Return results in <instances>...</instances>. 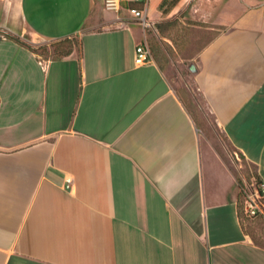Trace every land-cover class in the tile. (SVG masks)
Listing matches in <instances>:
<instances>
[{"label":"crops","instance_id":"crops-1","mask_svg":"<svg viewBox=\"0 0 264 264\" xmlns=\"http://www.w3.org/2000/svg\"><path fill=\"white\" fill-rule=\"evenodd\" d=\"M104 1H0V264H264L234 175L161 64L172 43L158 28L188 9L225 28L192 81L264 183V0H144L146 31ZM72 38L69 56H42ZM145 42L153 63L137 66Z\"/></svg>","mask_w":264,"mask_h":264},{"label":"rangeland","instance_id":"rangeland-1","mask_svg":"<svg viewBox=\"0 0 264 264\" xmlns=\"http://www.w3.org/2000/svg\"><path fill=\"white\" fill-rule=\"evenodd\" d=\"M189 11L190 9L186 10L173 21L170 27H166L169 30L164 31L165 35L171 38L172 43L170 45L165 44L166 52L168 51L171 59L164 60L161 64L163 63L166 75L177 92L183 95L184 102L203 130V148L218 152L228 164L239 188V206L245 229L257 244L264 247V212L259 213L256 217H248L245 210L247 199L260 188L257 167L248 162L223 135L221 136L212 117L202 112L201 108L204 110L203 105H201L203 103L201 102L202 98L198 95L196 86L192 81L193 65L196 64L195 59L198 54L206 43L225 28L213 24L215 23L214 14L204 11L196 13L195 18L198 21H194L191 19ZM73 44H78V38L45 42L40 44L39 48L42 56L47 59H55ZM151 50L153 53V47Z\"/></svg>","mask_w":264,"mask_h":264},{"label":"built area","instance_id":"built-area-1","mask_svg":"<svg viewBox=\"0 0 264 264\" xmlns=\"http://www.w3.org/2000/svg\"><path fill=\"white\" fill-rule=\"evenodd\" d=\"M134 3H144V0H105L104 6L107 11L114 13H120L126 6L127 10L134 15L135 19L141 22L144 30L146 31L152 27V24L147 19L144 9L131 7ZM135 63L137 66H145L153 63V54L147 42L137 47ZM72 186L73 180L68 179L66 188L71 189ZM245 210L248 217H256L259 213L264 212V183L260 185V188L257 189L255 193H252L249 199H247L245 203Z\"/></svg>","mask_w":264,"mask_h":264},{"label":"trees","instance_id":"trees-1","mask_svg":"<svg viewBox=\"0 0 264 264\" xmlns=\"http://www.w3.org/2000/svg\"><path fill=\"white\" fill-rule=\"evenodd\" d=\"M131 7H134V8H138V9H142V6H138V5H135V4H133V5H131ZM173 24V23H172ZM158 28H159V30H160V32L162 33V34H165V26H163V25H158ZM7 36H9V37H14L13 35H11V34H9L8 33V35ZM15 38V37H14ZM67 40H69V39H67ZM68 42H70V41H68ZM76 45H70L64 52H61L59 55H58V58H61V57H65V56H69L71 53H72V50H73V48L75 47ZM154 50V49H153ZM152 51V50H151ZM154 53V52H153ZM152 53V54H153ZM196 69V68H195ZM194 70V69H193ZM182 96V98H183V95H181ZM183 100L185 101V99L183 98ZM201 102H202V100H201ZM185 103V102H184ZM185 105H186V103H185ZM187 106V105H186ZM189 109V108H188ZM258 181H259V184L261 185L262 183H261V180H260V178H259V176H258ZM239 215H240V217H241V219H242V211H241V208H240V206H239Z\"/></svg>","mask_w":264,"mask_h":264}]
</instances>
